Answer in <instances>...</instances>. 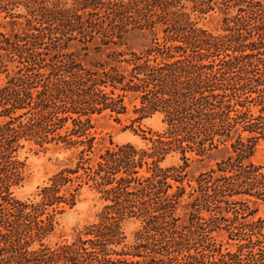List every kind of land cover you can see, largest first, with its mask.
<instances>
[{
	"label": "trees",
	"instance_id": "trees-1",
	"mask_svg": "<svg viewBox=\"0 0 264 264\" xmlns=\"http://www.w3.org/2000/svg\"><path fill=\"white\" fill-rule=\"evenodd\" d=\"M106 3L119 10L101 22ZM181 5L0 0V21L10 25L0 32V74L6 73L0 86V264H264V216L255 217L251 206L264 205V173L250 161L264 140V0L199 1V13L221 12L218 34L189 28L176 14ZM143 6L171 20L154 21L140 14ZM132 12L142 23L123 32L116 23ZM96 34L107 47L122 46L125 38L146 42L129 58L108 49L101 62L86 61ZM9 63H16L11 76ZM128 94L139 98L135 112L163 114L165 131L146 150L119 146L91 165L94 139L85 133L91 115L124 114ZM252 102L262 105L260 115L251 113ZM25 143L78 153L34 198L21 201L11 188L22 180L17 152ZM187 152L197 161L223 156L186 187ZM173 153L182 164L161 167ZM143 165L146 175L138 171ZM82 183L105 203L97 221L70 243L46 244L55 231L47 209H72ZM127 217L140 219L142 230L128 250L115 251L124 245L121 223Z\"/></svg>",
	"mask_w": 264,
	"mask_h": 264
},
{
	"label": "rangeland",
	"instance_id": "rangeland-1",
	"mask_svg": "<svg viewBox=\"0 0 264 264\" xmlns=\"http://www.w3.org/2000/svg\"><path fill=\"white\" fill-rule=\"evenodd\" d=\"M192 1H197V5ZM201 0H180L182 5L177 7V16L183 15L181 21H186L188 27L195 29H202L209 33L218 34L221 33L223 24H222V14L217 9L214 8L211 11L206 12L205 14L199 13L196 9L199 8L198 4ZM100 11L99 16H101V22L104 21L107 14H114L119 10L114 5L109 3L104 4ZM148 8V9H147ZM21 13L26 15L25 11L21 10ZM138 12V11H136ZM140 14L143 13L152 20H157L159 11H155L154 8L141 7ZM135 12L126 13L123 21L117 22L116 24L119 28L124 31H134V29L142 23V19L137 16ZM174 17V16H173ZM162 21L166 20V23L171 20V17L164 15L161 19ZM22 22H24L22 20ZM158 22V20H157ZM156 28L164 29L165 26L158 23ZM10 30V25L5 24L4 21H0V32H6ZM118 30L115 29V33ZM161 31V30H160ZM127 33V32H126ZM162 35V33H160ZM115 43H119L117 37L113 36ZM127 37L125 34L123 38ZM102 36L96 34L94 39L88 43V61L90 58L101 59L105 58L106 50H117L123 51L127 58L130 57L129 53L139 52L142 49V45L146 41L136 40L134 38H125L122 40V43H126L122 46H114L112 43L109 46H102L101 44ZM77 40L71 42L75 44ZM101 47V50L96 53V48ZM107 47V48H106ZM108 52V51H106ZM205 64L208 61L204 62ZM16 66V63H9L7 66V72L9 76L13 74V70ZM3 71V70H0ZM6 81V73L3 72L0 74V86ZM115 93H119L117 90ZM35 95V94H34ZM254 96V95H253ZM124 105L126 107V112L119 116H110L109 112H103L102 114L91 115L90 126L86 130V135L89 138L94 139V149L93 154L91 155V165H95L98 161V154H104L106 150L117 149L119 146L123 145H133L139 150H146L151 146L150 139H156V135L162 134L166 129V124L164 123V116L161 113L155 112L153 114H141V112H135V107H139V98L136 95L128 94L124 99ZM249 109L254 116L261 114L260 110L262 105H259L258 102H252L249 104ZM232 115V113H231ZM264 116V113L262 114ZM4 121V118H0V124ZM70 121L67 122L66 127H70ZM65 129L61 130L63 132ZM246 135V134H244ZM84 139V137H82ZM208 145V144H207ZM47 149H41L40 147L34 144L25 143L23 148L19 149L17 152V160L21 162L19 170L21 172L22 180L18 185L11 188L13 196L21 201H26L35 197V194L48 183V180L55 174L62 166L65 164H70L69 161H72L71 165L76 162V155L78 151L76 150H66L62 147L55 146H46ZM223 154L214 155L212 157H204L202 161H197V157L193 153L187 152L186 157L190 158L189 168H188V177L183 181L184 186H186L188 180H192V177H197L201 172L207 171L210 167H213L215 164V159L222 157ZM192 159V160H191ZM69 160V161H68ZM96 160V161H95ZM149 160V159H148ZM250 161L262 168L264 173V140H261L258 146L255 149L253 156L250 158ZM174 164H182L180 161L179 154H170L160 163L161 167H168ZM146 165H143L142 169H138L140 175H146ZM82 173V171H81ZM117 176H120L118 174ZM122 176V174H121ZM193 181V180H192ZM192 184H195L192 182ZM71 187V184H68L63 187L68 189ZM187 187V186H186ZM174 189V188H173ZM189 191V188H187ZM169 192H172L170 190ZM65 192L62 191L61 194ZM68 196V194H66ZM187 196H185L186 198ZM254 201V198H251ZM103 200L100 199V194H98L93 187H89L84 183L81 184L79 190V196L77 204L72 209H66L64 212H52L51 208H48L46 213L54 214L53 220L55 222V231L48 237L44 242L52 247L55 244L70 243L77 234L84 233V229L90 224L97 221V215L102 210L104 206ZM253 208L257 209L255 217L264 216V205L261 202H258L255 205H251ZM180 210H178V215ZM46 215V214H45ZM45 216L42 218L44 219ZM180 224V222H178ZM142 223L140 219L135 217H127L122 220L121 228L125 235V242L123 246L112 247L115 251H120L122 248L128 250V248L133 245L135 241V235L138 232H141ZM84 239L87 236L82 235ZM226 236L224 237V239ZM220 240V239H219ZM226 247V245H225ZM234 251V248H230Z\"/></svg>",
	"mask_w": 264,
	"mask_h": 264
}]
</instances>
